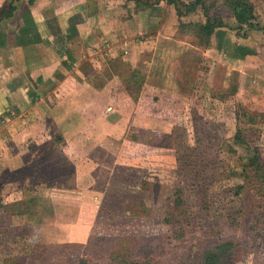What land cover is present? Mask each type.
<instances>
[{
    "label": "rangeland",
    "instance_id": "obj_1",
    "mask_svg": "<svg viewBox=\"0 0 264 264\" xmlns=\"http://www.w3.org/2000/svg\"><path fill=\"white\" fill-rule=\"evenodd\" d=\"M143 1L159 26L134 36L154 43L131 64L144 83L124 134L106 143L114 158L97 150L78 191L49 189L77 176L46 144H30L39 158L26 174L1 170L0 264H204L218 245L217 264H264V181L247 166L254 149L264 165V58L228 55L236 45L264 55V29L243 37L231 0L181 18ZM250 2L264 27V3ZM205 11L226 23L220 48L218 33L204 47L192 29Z\"/></svg>",
    "mask_w": 264,
    "mask_h": 264
},
{
    "label": "crops",
    "instance_id": "obj_2",
    "mask_svg": "<svg viewBox=\"0 0 264 264\" xmlns=\"http://www.w3.org/2000/svg\"><path fill=\"white\" fill-rule=\"evenodd\" d=\"M8 1L0 0V173L26 174L39 158L30 144H46L77 176L49 189L85 190L81 167L98 165L97 150L113 157L106 143L121 138L138 111L120 66L131 73L136 53L151 49L153 38L135 43L134 36L157 29L159 8L137 9L132 0H18L5 17Z\"/></svg>",
    "mask_w": 264,
    "mask_h": 264
},
{
    "label": "trees",
    "instance_id": "obj_3",
    "mask_svg": "<svg viewBox=\"0 0 264 264\" xmlns=\"http://www.w3.org/2000/svg\"><path fill=\"white\" fill-rule=\"evenodd\" d=\"M16 1L18 0L8 1L7 10L2 12L3 16L11 17L13 15V12L16 9V5L14 4V2ZM132 1L136 4L137 9L150 6L147 2H144L143 0H132ZM165 2L166 4L172 5L174 7L175 13L178 16V18H181L189 13L194 12L197 9L198 5L203 6L202 0H195L187 4L182 2V0H165ZM229 8L232 11L233 16L236 21L235 28L241 31L243 37L247 35L246 31L264 29V27L261 26L258 23V20L256 19L257 16L254 12V5L250 2V0H231L229 2ZM26 15L28 18V15H29L28 11ZM204 15L206 17L205 22H194L192 29L195 30V33L199 36V38L201 39L204 38V41L202 43L204 47L208 46L209 38L214 34V32L218 33L219 35L218 48L222 47L223 36L225 35V32L223 30H219V28L226 27V23L223 21V19L220 16L212 17L208 14L207 11H205ZM73 31H75L74 28H73ZM69 34L72 35L73 32L69 31ZM197 35H196V38H197ZM255 53H256L255 50H253L249 46L236 45L233 52L228 53V55L233 58L244 59L246 56L253 55ZM123 81L125 82L126 88L129 91L130 95H132L133 97H138L139 88H140L141 83L143 82V78H140L136 70H133L127 78L123 79ZM254 151L256 152L257 149H254ZM254 151L251 153L248 159L247 166L251 169V171L254 173V175L259 180H261L262 178L264 181V175H263L264 165L260 163L259 160H256ZM263 181L261 180V182ZM241 189H243V186L241 185L238 186L237 190L236 191L234 190V194L238 195L241 192ZM177 199L179 201V198ZM219 247L220 246L218 245L216 246V250L210 249L207 251V253H205L204 264H217L218 263L219 257H218L217 252H218Z\"/></svg>",
    "mask_w": 264,
    "mask_h": 264
}]
</instances>
